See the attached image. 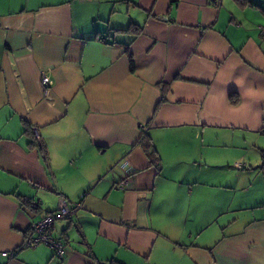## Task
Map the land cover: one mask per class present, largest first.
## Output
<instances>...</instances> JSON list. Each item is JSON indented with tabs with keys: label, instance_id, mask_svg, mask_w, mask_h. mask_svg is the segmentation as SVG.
Masks as SVG:
<instances>
[{
	"label": "crops",
	"instance_id": "0c3cea01",
	"mask_svg": "<svg viewBox=\"0 0 264 264\" xmlns=\"http://www.w3.org/2000/svg\"><path fill=\"white\" fill-rule=\"evenodd\" d=\"M212 1L0 0V264H264V26Z\"/></svg>",
	"mask_w": 264,
	"mask_h": 264
},
{
	"label": "built area",
	"instance_id": "2783aa9c",
	"mask_svg": "<svg viewBox=\"0 0 264 264\" xmlns=\"http://www.w3.org/2000/svg\"><path fill=\"white\" fill-rule=\"evenodd\" d=\"M212 2L216 5L218 4V0H213ZM41 83L44 92H47L48 86L50 84V78L44 72H41ZM142 128H145V126H142ZM32 132L36 144L43 151L41 135L38 129L36 127H33ZM241 165L242 164L240 163H236V166L238 167H241ZM114 170L118 172L120 176V180L118 181L117 186L120 188H125L128 183V177L133 171L131 162L127 158H125L115 165ZM79 207H81L80 203H76L72 207L68 206L66 201L60 196L58 209L45 214L40 219L33 221L30 225L29 230L24 236V240L21 246L33 247L41 243L47 244L52 248L55 256L59 258L63 257L65 252V239L62 237L54 236L51 227L54 224V221L71 216L72 213ZM2 254L7 255L8 253L3 252Z\"/></svg>",
	"mask_w": 264,
	"mask_h": 264
},
{
	"label": "rangeland",
	"instance_id": "374dc122",
	"mask_svg": "<svg viewBox=\"0 0 264 264\" xmlns=\"http://www.w3.org/2000/svg\"><path fill=\"white\" fill-rule=\"evenodd\" d=\"M250 2L254 5H248V6L243 5L242 6L235 0H226V3H224L223 6L225 8H227L228 10L229 9L232 10V13L234 14V15H232V17L235 18L237 23H241L243 26H245L247 28L248 27L249 28L254 27L253 30L259 34L258 26L259 25L264 26V0H250ZM116 4H119V2ZM229 17H231V15ZM122 25H125V26L128 25L126 16L123 17V24ZM236 142H239V141L237 140ZM240 146H242V148L244 150L245 149L248 150V154L250 156L260 155V152L255 147L249 146L248 142L246 144L245 142L240 140ZM232 154H234V152H232ZM213 159H218V158L213 157ZM223 161H226V160H223ZM221 163H223V162L221 161ZM236 163L241 164L240 161L235 162V160L232 158V159L228 160L227 163H225V165H226V168L229 171H231V173H233V172H238L239 170H241V167L236 166ZM248 168H249V166L246 167V169H248ZM260 178L258 179V181L260 180L259 181L260 183L264 182V179H262V178L260 179ZM228 181H229V178H228ZM228 185H230V184H228ZM230 189L233 190V187L231 186ZM249 215H251V212H248L246 216H249Z\"/></svg>",
	"mask_w": 264,
	"mask_h": 264
},
{
	"label": "trees",
	"instance_id": "16d2710c",
	"mask_svg": "<svg viewBox=\"0 0 264 264\" xmlns=\"http://www.w3.org/2000/svg\"><path fill=\"white\" fill-rule=\"evenodd\" d=\"M235 1H237V2H238L240 5H242V6H243V5H254V4H252V3L250 2V0H235ZM132 29H133V28H132ZM117 30L124 31V30H128V29H117ZM138 30H139V28H138ZM125 51H126V53H127V55H128V58H129L130 70L133 72L134 69H135V64H134V59H133L131 53H130L129 50H128V46H126ZM163 100H164V93L162 94V97H161L160 101H163ZM229 101H230L231 103H233V104L236 103V102H237V95L234 94V93L230 94V95H229ZM30 132H31V135H32L31 128H30ZM143 138H144L143 145H144L145 150L148 152V154L151 156L152 159L159 160V157H158L157 151L155 150V148H154L152 142L150 141V138H148V135H147V136L145 135ZM32 142H33V143L35 142L34 138H33ZM20 199H21V203H22L23 205H25V206H29V207L32 206V203H33V202H32L29 198L21 197ZM51 212H52V211H51ZM48 213H49V212H48ZM30 225H31V224H30ZM29 228H30V226H29ZM29 228H28V230H29ZM28 230H27V231H28ZM27 231H26V233H27ZM26 233H25V235H26ZM20 247H22V246H20ZM109 264H124V263H121V262H119V261H117V260H115V259H111V260L109 261Z\"/></svg>",
	"mask_w": 264,
	"mask_h": 264
}]
</instances>
